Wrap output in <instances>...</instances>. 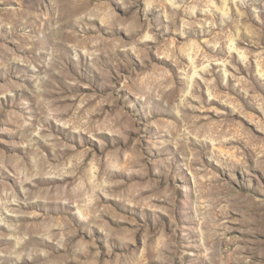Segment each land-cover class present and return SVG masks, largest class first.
I'll use <instances>...</instances> for the list:
<instances>
[{
	"label": "rangeland",
	"instance_id": "obj_1",
	"mask_svg": "<svg viewBox=\"0 0 264 264\" xmlns=\"http://www.w3.org/2000/svg\"><path fill=\"white\" fill-rule=\"evenodd\" d=\"M0 264H264V0H0Z\"/></svg>",
	"mask_w": 264,
	"mask_h": 264
},
{
	"label": "bare ground",
	"instance_id": "obj_2",
	"mask_svg": "<svg viewBox=\"0 0 264 264\" xmlns=\"http://www.w3.org/2000/svg\"><path fill=\"white\" fill-rule=\"evenodd\" d=\"M99 18H101V17H99ZM102 19V18H101ZM64 150V149H63ZM62 151V150H61ZM57 152V151H56ZM45 158V157H44ZM39 160V159H38ZM34 161H36V160H34ZM39 163V162H38ZM34 164V163H33ZM32 164V165H33ZM33 166H35V165H33ZM37 166V165H36ZM46 166V165H45ZM40 167V166H39ZM35 168V167H34ZM36 168H38V167H36ZM40 169V168H39ZM49 185V184H48ZM57 186V185H56ZM67 186V185H66ZM52 187V186H51ZM64 187V186H63ZM56 189V188H55ZM63 190V189H62ZM53 191V190H52ZM57 191V190H56ZM59 191V190H58ZM61 193V192H60ZM62 194V193H61ZM78 194V193H77ZM52 195V194H51ZM49 196V195H48ZM53 197H54V193H53V195H52ZM61 196V195H60ZM66 204V203H65ZM64 204V205H65ZM49 205V204H48ZM89 208V207H88ZM64 227V226H63ZM60 228V227H59ZM49 229L51 230V228L49 227ZM47 230V229H46ZM49 230V231H50ZM57 230V229H56ZM48 231V230H47ZM50 233V232H49ZM50 235V234H49ZM48 236V235H47ZM39 258H42V257H39ZM35 260H37V258H34Z\"/></svg>",
	"mask_w": 264,
	"mask_h": 264
}]
</instances>
